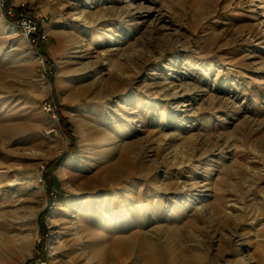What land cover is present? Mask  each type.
Returning <instances> with one entry per match:
<instances>
[{"label": "rangeland", "instance_id": "1", "mask_svg": "<svg viewBox=\"0 0 264 264\" xmlns=\"http://www.w3.org/2000/svg\"><path fill=\"white\" fill-rule=\"evenodd\" d=\"M85 1L0 14V264H144L115 251L137 241L114 222L139 203L140 228L177 232L161 264H264V0ZM21 12L43 40L17 28ZM165 79L192 97L141 107Z\"/></svg>", "mask_w": 264, "mask_h": 264}, {"label": "bare ground", "instance_id": "2", "mask_svg": "<svg viewBox=\"0 0 264 264\" xmlns=\"http://www.w3.org/2000/svg\"><path fill=\"white\" fill-rule=\"evenodd\" d=\"M85 2H86V4H88V5L90 4V5H89V9L83 8L82 9L83 12L84 11L85 12L88 11V13H92L94 11V9L92 8V7H94V5H91V1L90 0H86ZM101 17L100 16L97 17V20L99 21L101 19H104L103 17L102 18ZM107 31H109L108 33H110V34H108L106 32L108 38L112 37L111 39H112V41H114V43L120 42V41H115L116 38L114 37V33L112 32V27H108ZM115 48L116 47H114L113 49H115ZM120 62H118V63H120ZM120 68H121V66H120ZM207 71L208 72L210 71L209 68H208ZM171 81L172 82H170L169 80L167 81V79H165V81L160 82L158 84L155 81L150 82L151 84H147V87L149 89L148 92H149V95L152 97V99H150L149 101H146V104L143 101H141V105L140 106L141 107L145 106V108H148L151 105V106H154L153 108H155V106L157 105V102H156L157 100L156 99L161 98V96H163L165 94L168 95V97H170V98H177L179 96H182V97L183 96H187L186 98L190 99L192 97V93L188 92L189 90H187L184 87L180 86L181 84H175L173 82V80H171ZM158 85H161V89L159 88V90H157V89L154 90ZM187 99H185V100H187ZM160 122H162V120ZM162 126L165 129L167 127H169L168 124L162 125ZM158 127L160 129L163 128V127H160V126H158ZM164 135H165V137H168V136H170V137L172 136L173 137L174 136V134H170V133L169 134L166 133ZM172 137H171V139H172ZM133 147H135V146H133ZM149 147L152 148V149L154 148L153 144L150 145ZM131 148L132 147L127 145L125 147V150H131ZM144 150H145V148H144ZM131 152L133 153V157H134L133 159H135L136 156L141 153L140 150H135L134 151L133 149L131 150ZM123 165L124 164H122L119 159H116L108 167H110L109 170H117V169L118 170H122V169L124 170L125 168H123ZM142 165L144 167L148 168V165L143 163V162H142ZM124 167H125V165H124ZM138 167L140 168V166H138ZM124 172H125V170H124ZM120 176H122V174H120ZM182 180H181L180 177H175V178L172 179V183L175 185L174 191L176 193H180V194H187L188 191L194 187V186H192L193 183H190V181H186V179H185V180H183L184 181L183 186H180V182H182ZM145 207L146 206H145L144 203H139L137 205V207L130 206L125 212L129 216L128 220L125 221V217L122 220V222H119V220H115L114 223H116L115 227H117V228L114 227V229L116 231L124 232L127 229H130L132 227H138V230H137L138 232L136 231L138 233V235L136 236L137 237V241L134 242L133 241V239H134L133 237H132L133 239H130V235L131 234H129V233H131V232L129 231L128 236L122 235V236H120L118 238L116 237L117 238V247L115 248V251H119V252L126 253V254L127 253H129V254L131 253V254H133V258L139 260L140 262H142L144 264H161L162 263L161 258L163 259L165 248H168L169 249L168 252H170L171 254L176 252V248L174 246H172L173 243L169 239V234L171 233V235L173 237V236L177 235V232H175V230H171L170 226L168 225V223H165V224H153L149 228H146V227L145 228L144 227L140 228L141 226H138V225H140L141 223L143 224L144 222L147 223L149 221L147 219L149 214L147 212V209H145ZM110 221H112V220L110 219ZM110 221L108 223H110ZM109 226H111V224L107 225V227H109ZM110 243L111 242L106 243L104 241V243H102L101 247L97 248V250L101 251L105 255H110V252L113 253V250H111V248H110V246H111ZM166 256H168V255H166ZM179 256L180 255H174L169 260L170 264H186L184 261H182V259Z\"/></svg>", "mask_w": 264, "mask_h": 264}, {"label": "built area", "instance_id": "3", "mask_svg": "<svg viewBox=\"0 0 264 264\" xmlns=\"http://www.w3.org/2000/svg\"><path fill=\"white\" fill-rule=\"evenodd\" d=\"M0 14L6 19H16V17L18 16L16 15L14 6L10 2V0H0ZM20 15L21 16L17 18L16 21L17 28L24 34L32 37L31 41L33 43H37L39 40H43L46 34L40 31V23L32 17L23 14L22 12L20 13Z\"/></svg>", "mask_w": 264, "mask_h": 264}, {"label": "trees", "instance_id": "4", "mask_svg": "<svg viewBox=\"0 0 264 264\" xmlns=\"http://www.w3.org/2000/svg\"><path fill=\"white\" fill-rule=\"evenodd\" d=\"M10 21H11V20H10ZM40 48H41V47H40V44H38V45H37V49H38V50H41ZM42 51H43V50H42ZM62 125H63V127L65 128V130L69 133V132H70V130H69V126H70V124L68 123L67 119H65V118L62 119ZM42 256H43V257L45 256V251H43V250H42Z\"/></svg>", "mask_w": 264, "mask_h": 264}]
</instances>
